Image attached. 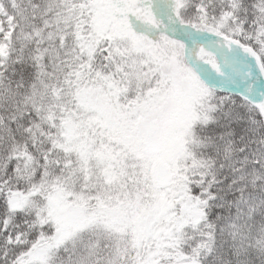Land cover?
I'll list each match as a JSON object with an SVG mask.
<instances>
[{
    "label": "snow or ice",
    "instance_id": "6c2138e0",
    "mask_svg": "<svg viewBox=\"0 0 264 264\" xmlns=\"http://www.w3.org/2000/svg\"><path fill=\"white\" fill-rule=\"evenodd\" d=\"M0 264H264V0H0Z\"/></svg>",
    "mask_w": 264,
    "mask_h": 264
}]
</instances>
